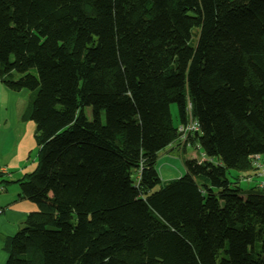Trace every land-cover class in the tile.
I'll return each instance as SVG.
<instances>
[{
  "label": "trees",
  "instance_id": "obj_1",
  "mask_svg": "<svg viewBox=\"0 0 264 264\" xmlns=\"http://www.w3.org/2000/svg\"><path fill=\"white\" fill-rule=\"evenodd\" d=\"M0 82L37 144L4 264H264V0H0Z\"/></svg>",
  "mask_w": 264,
  "mask_h": 264
},
{
  "label": "crops",
  "instance_id": "obj_2",
  "mask_svg": "<svg viewBox=\"0 0 264 264\" xmlns=\"http://www.w3.org/2000/svg\"><path fill=\"white\" fill-rule=\"evenodd\" d=\"M29 92L12 91L0 82V264L8 256L9 239L35 203L19 196L16 182L36 168L35 124L29 114ZM251 186V185H250Z\"/></svg>",
  "mask_w": 264,
  "mask_h": 264
},
{
  "label": "rangeland",
  "instance_id": "obj_3",
  "mask_svg": "<svg viewBox=\"0 0 264 264\" xmlns=\"http://www.w3.org/2000/svg\"><path fill=\"white\" fill-rule=\"evenodd\" d=\"M170 111L173 119L176 116V106L174 104L170 105ZM86 115L91 116V110L89 107L85 108ZM172 149L165 148L157 152V163L156 168L161 181H168L171 179H176L184 174V168L182 159L185 157H199V152L192 148H187L186 152L177 153L174 149V143L171 144ZM256 184V178L254 181L247 182L246 180H241V187L246 189L250 184Z\"/></svg>",
  "mask_w": 264,
  "mask_h": 264
},
{
  "label": "built area",
  "instance_id": "obj_4",
  "mask_svg": "<svg viewBox=\"0 0 264 264\" xmlns=\"http://www.w3.org/2000/svg\"><path fill=\"white\" fill-rule=\"evenodd\" d=\"M194 128L197 129V124L191 123L185 127L179 126L178 131L180 132V135H183L188 130H191ZM249 159H251V164L256 169V173L254 174V177L252 176L245 177V180L254 181V178H256V184L258 185V187L264 188V155H260V154L251 155L249 156ZM2 172H5L4 168L3 170H1L0 173ZM1 188H2V185L0 181V189Z\"/></svg>",
  "mask_w": 264,
  "mask_h": 264
},
{
  "label": "clouds",
  "instance_id": "obj_5",
  "mask_svg": "<svg viewBox=\"0 0 264 264\" xmlns=\"http://www.w3.org/2000/svg\"><path fill=\"white\" fill-rule=\"evenodd\" d=\"M248 175H246L245 177H247ZM245 177H243L241 180H245ZM247 181V180H246ZM247 182H251V181H247ZM250 185H253L252 183Z\"/></svg>",
  "mask_w": 264,
  "mask_h": 264
}]
</instances>
